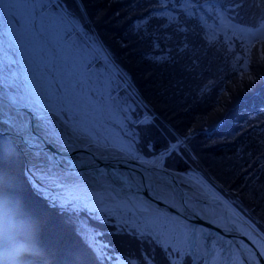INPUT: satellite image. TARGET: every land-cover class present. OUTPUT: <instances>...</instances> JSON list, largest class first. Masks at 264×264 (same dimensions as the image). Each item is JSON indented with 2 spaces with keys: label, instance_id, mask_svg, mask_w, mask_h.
Returning a JSON list of instances; mask_svg holds the SVG:
<instances>
[{
  "label": "trees",
  "instance_id": "1",
  "mask_svg": "<svg viewBox=\"0 0 264 264\" xmlns=\"http://www.w3.org/2000/svg\"><path fill=\"white\" fill-rule=\"evenodd\" d=\"M65 3L137 92L127 122L135 148L150 155L183 141L164 165L198 171L264 230V36L253 41L235 29L263 24L264 0H83V12ZM143 111L150 123L138 120ZM50 194L33 184L20 150L0 170V208L30 226L12 230L30 249L19 264H114V256L171 264L168 247L148 232ZM11 243L0 232V251ZM179 264H192L189 252Z\"/></svg>",
  "mask_w": 264,
  "mask_h": 264
},
{
  "label": "rangeland",
  "instance_id": "2",
  "mask_svg": "<svg viewBox=\"0 0 264 264\" xmlns=\"http://www.w3.org/2000/svg\"><path fill=\"white\" fill-rule=\"evenodd\" d=\"M5 15L7 22V11ZM243 28L235 27L236 32L246 39L256 41L264 36V23L258 28L252 30L247 28L242 32ZM30 59H32L31 54ZM37 65L40 67L37 68ZM31 67L33 70L29 74L28 82L37 100L47 103L46 93L49 91L55 93L59 97L55 104L56 109L62 116L67 114L73 125L123 150L132 145L133 151L130 154L142 156L135 148L132 127L127 124L133 117L134 110V99L126 89L129 88L127 79H123V72L110 58L99 39L84 33L80 23L71 17L49 22L46 25V39L38 46ZM119 88L124 92H119ZM129 89L134 94V88ZM148 118V114L142 117V119ZM190 176L199 181L209 192L221 196L231 211L238 214L258 234V245L263 247L264 232L258 229L234 201L221 194L198 171H191ZM39 187L44 192L50 191L51 199L55 198L62 204H68L71 197L74 198V201L70 202L71 205L84 206L103 220L110 218L114 223L125 224L139 233H150L164 248L168 247L170 260L174 264L180 262L183 252L192 250L188 230L184 225L167 216L139 215L128 201L109 200L107 192L71 189L59 193L44 185ZM96 234H90V241L95 250L103 254L104 249ZM216 250L217 246L208 264H218ZM200 258L202 257H198ZM113 263L141 264L135 258L127 260L121 256H114Z\"/></svg>",
  "mask_w": 264,
  "mask_h": 264
},
{
  "label": "snow or ice",
  "instance_id": "3",
  "mask_svg": "<svg viewBox=\"0 0 264 264\" xmlns=\"http://www.w3.org/2000/svg\"><path fill=\"white\" fill-rule=\"evenodd\" d=\"M74 2L83 12V0ZM5 11L8 14L7 27L0 22V170L17 158L21 144L27 151L43 156L55 166L59 161L55 154L46 151V145L55 144L60 151L67 147L55 119L60 115L55 107L59 97L49 91L46 93L47 103L34 100L28 104L7 89L13 86L19 88L21 84L26 89L30 87L28 81L33 70L31 65L38 46L46 39V25L49 22L62 21L65 17L73 20L79 18L67 9L65 0H0V20ZM33 120L36 121L37 131H33ZM60 123L66 122L61 120ZM8 133L16 137V140L11 139ZM181 143L183 141L178 139L156 160L162 162L164 155L176 151ZM125 150L131 153L132 145ZM75 164L72 162L73 166Z\"/></svg>",
  "mask_w": 264,
  "mask_h": 264
},
{
  "label": "bare ground",
  "instance_id": "4",
  "mask_svg": "<svg viewBox=\"0 0 264 264\" xmlns=\"http://www.w3.org/2000/svg\"><path fill=\"white\" fill-rule=\"evenodd\" d=\"M5 28V15L3 14L2 20ZM12 95H18L23 98L24 102H30L28 92L26 91L25 85L21 84L19 88L13 86L7 89ZM30 96V94H29ZM67 115V114H66ZM66 115L64 117L59 115L55 119L62 126L63 130L68 133L74 140H78L81 143H94L106 141L101 140L98 137H94L88 132L84 131L73 125L70 122V118ZM63 120L66 123H60ZM109 143V142H107ZM95 151H107L112 152L109 149H98L93 148ZM27 169L33 176V178L44 186L54 189L56 192H66L71 189L77 190H89L96 193L107 192L109 200H126L133 205L139 215L149 216L153 214H162L171 218L173 221H177L178 224H182L189 232V239L192 242V251L195 259L203 257L207 263L210 256L214 253L215 246H217V263L218 264H243L236 250L233 248L228 236L222 230L216 227L210 226L208 223L199 220L198 222H190L186 220L177 205L176 197L167 188L159 185L157 182L152 181L150 185L137 184L127 179L115 177L116 181H109L103 178H85L81 179L68 172L65 168L55 165L52 166L43 156H37L34 152H29L25 149ZM157 157L154 156L153 161ZM142 172L153 180L155 177L142 169ZM170 179L180 183L183 187H187L188 190L197 195H212L201 183L192 177L183 173H174L168 176ZM111 192V193H109ZM218 197V196H217ZM220 198L222 204L228 211L230 207L227 202ZM186 205L196 210L200 217L212 221L218 226L222 227L225 222V215L223 208L217 203L213 202H195L185 200ZM143 206V207H138ZM239 219L241 230L249 235H254L250 228L246 225L247 223L238 215L234 216Z\"/></svg>",
  "mask_w": 264,
  "mask_h": 264
},
{
  "label": "water",
  "instance_id": "5",
  "mask_svg": "<svg viewBox=\"0 0 264 264\" xmlns=\"http://www.w3.org/2000/svg\"><path fill=\"white\" fill-rule=\"evenodd\" d=\"M29 91V90H28ZM30 93V92H29ZM28 93L29 100L30 99ZM31 95V94H30ZM24 102V101H23ZM25 103V102H24ZM32 103V102H28ZM57 122V120H56ZM33 131H37L35 128L36 121H32ZM59 131L66 144V149L63 151L58 150L57 145H46V151L56 155L58 166L65 168L68 172L81 179L85 178H103L109 181H116L117 177L127 179L133 183L150 185L152 181L157 182L167 188L173 195L177 196V203L180 212L186 220L190 222H198L202 220L208 223L210 226L216 227L219 230L225 232L228 236L233 248L238 252L243 264H264L263 252L257 247L256 240L249 234L244 233L237 222L235 215L228 211L222 204L218 197L210 195H197L187 187H183L180 183L170 179V174L177 173L176 170L165 167L161 161H157L153 164L152 159L135 158L127 154L126 152L118 149L111 144L103 143H81L78 140L72 139L68 136V133L63 130L62 126L57 122ZM7 131V130H5ZM11 139L16 140V137L8 133ZM17 143L19 141L17 140ZM93 148L109 149L112 152L107 151H95ZM20 151L25 159V169H27V161L25 155V148L21 144ZM83 161V163H81ZM72 162H76L75 166ZM142 169L155 177V180L146 176ZM116 177V178H115ZM118 183V180L116 181ZM185 200L195 202H213L218 203L222 208L225 215V222L222 227L200 217L196 210L188 207Z\"/></svg>",
  "mask_w": 264,
  "mask_h": 264
},
{
  "label": "clouds",
  "instance_id": "6",
  "mask_svg": "<svg viewBox=\"0 0 264 264\" xmlns=\"http://www.w3.org/2000/svg\"><path fill=\"white\" fill-rule=\"evenodd\" d=\"M29 228L26 221H16L8 214L7 210L0 208V232L12 240L9 247L0 251V264H19L20 255L30 249L26 243L13 239L12 230L27 232Z\"/></svg>",
  "mask_w": 264,
  "mask_h": 264
}]
</instances>
